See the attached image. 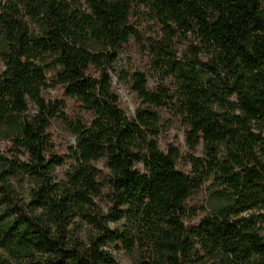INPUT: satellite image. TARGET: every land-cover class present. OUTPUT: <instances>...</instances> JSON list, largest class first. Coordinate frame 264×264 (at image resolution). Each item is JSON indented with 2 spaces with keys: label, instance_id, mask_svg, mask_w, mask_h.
<instances>
[{
  "label": "trees",
  "instance_id": "1",
  "mask_svg": "<svg viewBox=\"0 0 264 264\" xmlns=\"http://www.w3.org/2000/svg\"><path fill=\"white\" fill-rule=\"evenodd\" d=\"M144 12L159 38L143 34ZM131 41L176 81L151 91L132 72L134 117L112 86L114 74L128 80L115 66ZM0 66V138L9 141L0 152L8 255L0 264H119L111 245L136 249L138 264H264V237L240 216L264 205V0H0ZM48 88H60L77 116L46 100ZM168 106L189 147L203 145L202 158L191 156L194 175L177 169L176 149L159 148V110ZM57 119L75 146L73 167L55 182L63 159L46 133ZM22 177L32 184L25 200L13 182ZM210 178L225 203L186 224L188 198ZM77 221L91 226L84 237Z\"/></svg>",
  "mask_w": 264,
  "mask_h": 264
},
{
  "label": "rangeland",
  "instance_id": "2",
  "mask_svg": "<svg viewBox=\"0 0 264 264\" xmlns=\"http://www.w3.org/2000/svg\"><path fill=\"white\" fill-rule=\"evenodd\" d=\"M142 32L146 36H152L159 38L162 33V29L159 25H156L151 21L150 16L147 13L142 15ZM146 25L149 28H146ZM189 56V50L186 45H182L179 51V57L185 60L184 57ZM116 69L122 71L121 75H127V81H123L115 74L112 76L113 91L119 96L120 107L128 117H134L136 110L141 106L140 100L132 88V82L130 81V74L132 72H139L145 75L148 79V88L152 91L155 90L158 84L162 83L170 88L175 84V78L171 75L166 76L163 71L157 69L154 63V59L150 54H145L142 48H139L133 41L126 45L120 52L119 58L116 63ZM1 72V66H0ZM43 96L46 100H63L66 104L65 113L69 118L77 116L79 110L74 102L63 95V91L60 88H48L43 92ZM161 115V133L158 137V145L161 151L167 152L170 147H173L179 152V158L177 160V169L181 172L194 175L191 167V156L202 158L204 156V148L202 143L196 146L195 150L189 147L187 142V127L183 124L181 118L177 116L172 107H163L159 110ZM34 108L31 107L28 114L32 115ZM46 139L49 145V150L52 154L59 156L63 159V164L57 166L52 174V179L55 182L62 181L65 178L67 172L71 170L74 165L71 159V149L75 146V137L69 132L66 125L60 120H53L48 131L46 133ZM9 146V141L0 138V152L6 153ZM96 167L103 173H107V169L104 165V161L100 160L96 162ZM140 170H143L141 164L137 165ZM14 182V188L17 191L18 199H27L29 189L32 184L26 177L16 179ZM221 187L215 184V181L210 178L203 182L200 188L194 190L186 202L188 216L186 218V224H197L199 220L211 212L215 207L221 206L225 203V197H223L218 190ZM105 193V192H104ZM98 205L106 213L109 207V202L106 201V197L103 195L98 201ZM240 216L252 217L255 222V226L258 232L264 237V205H257L242 212ZM124 220L118 221L116 224H123ZM115 223L109 222V226L114 227ZM74 231L77 235L84 237L91 231V226L84 221H77ZM107 249L113 252L117 262L119 264H138V252L132 248L127 251L119 245L107 246ZM0 254L4 257H8L5 251L0 249Z\"/></svg>",
  "mask_w": 264,
  "mask_h": 264
}]
</instances>
